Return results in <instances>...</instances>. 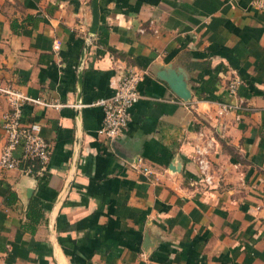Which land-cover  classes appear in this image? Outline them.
I'll return each instance as SVG.
<instances>
[{"label": "crops", "instance_id": "0c3cea01", "mask_svg": "<svg viewBox=\"0 0 264 264\" xmlns=\"http://www.w3.org/2000/svg\"><path fill=\"white\" fill-rule=\"evenodd\" d=\"M252 1L98 0L87 39L90 0H0V86L60 102L21 107L51 151L39 175L0 168V264H264V6ZM178 66L188 100L155 75ZM130 69L140 97L104 137L93 102ZM220 101L239 107L218 113ZM7 107L0 92V117ZM201 140L210 184L192 159Z\"/></svg>", "mask_w": 264, "mask_h": 264}, {"label": "built area", "instance_id": "2783aa9c", "mask_svg": "<svg viewBox=\"0 0 264 264\" xmlns=\"http://www.w3.org/2000/svg\"><path fill=\"white\" fill-rule=\"evenodd\" d=\"M251 4L261 8L264 6V1L255 0ZM56 46L54 44V47ZM141 72L140 69H130L117 75L111 82V93L98 97L93 102L102 111L101 123L97 129L100 135L112 138L122 133L129 119V108L140 97L137 81L140 79ZM238 83L239 77L232 70V76L226 85L228 94L235 93ZM0 92L5 96L8 104L0 117L3 134V142L0 147V168L17 169L21 173L31 176L39 175L44 171L48 161L51 151L50 144L40 134V125L37 121L22 120L21 107L24 103H36L56 108L60 106V102L30 96L10 85L0 86ZM237 107H239V103L220 101L218 113ZM209 146V140L194 143L192 156L201 180L206 184H210L212 181L208 158Z\"/></svg>", "mask_w": 264, "mask_h": 264}, {"label": "water", "instance_id": "95a60500", "mask_svg": "<svg viewBox=\"0 0 264 264\" xmlns=\"http://www.w3.org/2000/svg\"><path fill=\"white\" fill-rule=\"evenodd\" d=\"M98 0H90V23L88 27V38L89 39L96 30V26L98 23V8H97ZM87 42L83 44V49L80 53V58L78 65L80 64L83 54L86 50ZM156 77L166 82L167 86L174 92L176 96L181 98L182 100H188L190 98V90L187 87L185 76L183 73V69L181 67H160L156 70ZM76 103H79V95L81 91V71L78 67L77 70V78H76ZM176 165V164H174ZM169 168H174L171 163L168 164Z\"/></svg>", "mask_w": 264, "mask_h": 264}, {"label": "trees", "instance_id": "16d2710c", "mask_svg": "<svg viewBox=\"0 0 264 264\" xmlns=\"http://www.w3.org/2000/svg\"><path fill=\"white\" fill-rule=\"evenodd\" d=\"M9 195L11 198H15V194L13 192H9L7 198H9ZM26 217L30 219V221L33 223L32 225H29L30 230H33V225L38 221V219L42 216V211L37 206V203L33 200H29L26 206L25 211Z\"/></svg>", "mask_w": 264, "mask_h": 264}]
</instances>
